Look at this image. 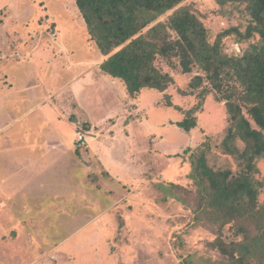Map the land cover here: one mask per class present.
Listing matches in <instances>:
<instances>
[{
	"label": "rangeland",
	"instance_id": "374dc122",
	"mask_svg": "<svg viewBox=\"0 0 264 264\" xmlns=\"http://www.w3.org/2000/svg\"><path fill=\"white\" fill-rule=\"evenodd\" d=\"M185 4L196 9L212 42L232 27L245 32L251 21L243 5L222 7L216 0ZM177 36L173 32L172 38ZM259 40V35L241 40L231 34L224 38L223 48L237 55ZM97 54L102 55L75 0H0V83L13 82L11 97L0 101V201H5L0 202V264H211L223 258L209 242L221 235L228 242L236 239L234 227L229 223L222 228L219 221H212L207 208H201L203 221L197 223L194 209L201 207V201L189 175L203 150L214 169L239 173L241 160L223 147L231 121L226 100H218L232 90L240 94L239 86L226 82L217 92L203 70L184 72L181 58L171 53L156 60L162 72L174 79L168 88L163 92L144 88L131 95L121 79L103 76L95 66L85 70L100 79L104 104L95 121L88 110L83 116L79 113L78 104L69 99L71 89L56 90L62 85L57 84L59 79L60 83L72 80ZM51 66L55 73L50 74ZM197 76L202 82L193 85ZM51 79L57 104L42 100L40 110L24 118L28 109L45 99L41 82ZM51 105L57 110L51 111L55 118L66 119L64 139L76 131L67 143L71 162L83 151V164L58 162L57 151H48L55 163L47 157L46 163L40 161L44 151L37 144L38 135ZM194 107H198L193 113L196 126L179 127L177 123ZM244 112L257 127L246 108ZM4 127L22 136L8 140ZM107 136L111 147L94 151L92 143ZM21 144L19 154L31 155L36 163L3 150ZM238 147L243 151L246 144L239 141ZM102 157L109 161L107 167ZM254 161L255 189L262 204L264 154ZM14 189L20 202L6 200Z\"/></svg>",
	"mask_w": 264,
	"mask_h": 264
},
{
	"label": "trees",
	"instance_id": "16d2710c",
	"mask_svg": "<svg viewBox=\"0 0 264 264\" xmlns=\"http://www.w3.org/2000/svg\"><path fill=\"white\" fill-rule=\"evenodd\" d=\"M186 1L75 0L92 39L105 57L101 70L120 78L131 95L144 88L160 92L168 88L174 79L162 72L156 60L158 55L171 53L181 58L184 72L195 67L203 70L217 92L223 91L226 82L239 86L240 94L232 90L218 96V100H226L231 121L223 147L227 154L241 160L239 173L214 169L203 150L193 161L189 176L197 184L201 201V207L194 209L197 223L203 221L207 208L212 212V221H219L222 228L231 223L237 236L230 242L222 235L209 242L224 256L211 264H264V203L259 204L253 177L254 160L264 154V0H216L222 7L230 3L243 5L251 21L245 32L232 27L220 32L213 42L204 21ZM167 15V20H161ZM173 32L177 38H172ZM231 34L241 40L259 35L260 40L243 53L230 55L224 51L223 40ZM201 82L202 77L197 76L192 83ZM244 108L257 127L252 126ZM197 110L198 107L188 110L177 125L186 130L195 127L193 113ZM239 141L246 144L243 151L238 147Z\"/></svg>",
	"mask_w": 264,
	"mask_h": 264
},
{
	"label": "crops",
	"instance_id": "0c3cea01",
	"mask_svg": "<svg viewBox=\"0 0 264 264\" xmlns=\"http://www.w3.org/2000/svg\"><path fill=\"white\" fill-rule=\"evenodd\" d=\"M101 53V52H100ZM101 56V60H99V62H96L94 60H98L99 57ZM105 57L103 55H99L97 54V57H95V59L93 61H89L87 62L88 64L92 63L90 66H88L87 68L82 64L84 63V61H78L77 64H81L84 66V68L80 69V72L78 73H74V77L72 80H67V81H64L62 83L61 80L59 79L58 80V83L57 84H62L61 87H59V89L56 90V92H64L65 90H68V89H71L72 93L70 95V100H74V102L76 104H78L77 106V109H79V113L82 114V116L84 115V109L88 110L89 111V114L92 115V117L97 121V119H99V117H96L95 116V113L96 111H98V108L99 106H101L102 104H104V102L100 101V97H101V91L98 89L100 88V79H97V78H91V74L88 75L86 74L85 70H89L91 69L92 67H97L98 70L102 71L101 70V63L104 61ZM68 65H69V62H67ZM61 68H63V65L60 64ZM57 67H59V65L57 64ZM53 67H49L50 69V74H52V71L55 73V69H52ZM68 70V69H67ZM103 73V76H105L106 73ZM109 75V74H107ZM109 77H112V78H117V77H113L111 75H109ZM54 79V78H53ZM53 79L51 80H45V84H43L41 82V85L40 87H44V90H45V94H43V98L45 99H41L39 100L36 104H34L30 109H28L23 117L26 118L28 116H31L32 114H34L37 110H40V108L43 106L42 104L44 100L46 103H50V104H53V105H56L58 102L57 101H54V93H55V90L50 87L52 84H53ZM117 79H120V78H117ZM88 81V82H86ZM124 83V82H123ZM12 85L13 86V82L12 81H6V82H1L0 83V101L3 100L4 98L6 97H11V92H13V90H10L9 88H12ZM73 85H77L76 87V90L72 89V86ZM88 89H91V90H88ZM49 90V91H48ZM98 93V94H97ZM30 99V98H29ZM25 101L28 102V98L24 99ZM39 102H42V103H39ZM106 103V102H105ZM53 105H51V110L47 111L45 116H43V119H44V123H43V126L40 128V134L38 135L41 139L38 140L37 144L38 146H41V149L44 151V156L40 158V161L43 162V163H46L47 158H49L50 161H52L53 163H55V159H52V156L53 155H49L48 153H55L56 151L58 152L59 156H58V162H64V163H67L69 162L70 164H74V162L76 161V163L78 164L79 162L81 164H83V161H84V152H80V154L77 153V155H74V157L76 158V160L74 161L73 159V162H71V158L69 156V151H68V145L67 143H69V141H71V139L74 137V135H76V131L74 133V135H72L70 138H66L64 139L65 136V130L63 128V124H67L66 123V119H61V118H55L54 115L52 114V112L54 113V111L57 113V110L53 107ZM85 105L88 106V108L84 107ZM52 111V112H51ZM3 112V111H2ZM80 114V115H81ZM22 119L19 118L18 121ZM80 119V118H79ZM9 127V126H8ZM8 127H4V129L7 131L9 130ZM39 129V128H38ZM20 131V130H18ZM5 138H7L9 140V138L11 136H16V137H21L22 136V132H18L16 134H10V131H7V133H5ZM53 138H56L54 141H53ZM107 139V140H106ZM105 140L103 141H95L93 142L92 144L94 146H91L92 149L94 151H96L97 149L100 150L101 152V148L104 149L105 145L107 146H110L109 143H108V136ZM105 141V142H104ZM111 141V140H110ZM56 142V143H55ZM23 143V142H22ZM18 144V143H17ZM30 147H34L35 148V144H32V146ZM111 147V146H110ZM39 148V147H37ZM9 150L10 151H14L15 153H21L20 151H23V144L21 145H18V146H14L12 148H5L3 149L4 151ZM50 151V152H48ZM68 154L65 158V155ZM74 154V153H73ZM19 156H21V159H25L26 161H30L32 163H36L34 159V157H31L30 156H27V155H21L19 154ZM61 157H62V160H61ZM102 163L107 167V163H109V161L106 159V157H102L100 158ZM111 175V174H110ZM1 185V183H0ZM85 185V184H84ZM1 189H3L2 185L0 186V191ZM11 194L10 195H6L7 198L6 200L8 201V199H10L9 197H11L14 201H18L20 202L22 200L21 196L19 195V192L18 190H13L10 192ZM2 202V201H0ZM5 202V201H3ZM2 202V203H3ZM20 204V203H19Z\"/></svg>",
	"mask_w": 264,
	"mask_h": 264
}]
</instances>
